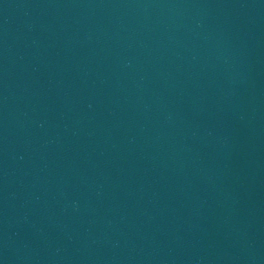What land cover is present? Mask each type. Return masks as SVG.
Returning <instances> with one entry per match:
<instances>
[{
    "label": "water",
    "instance_id": "water-1",
    "mask_svg": "<svg viewBox=\"0 0 264 264\" xmlns=\"http://www.w3.org/2000/svg\"><path fill=\"white\" fill-rule=\"evenodd\" d=\"M0 264H264V0H0Z\"/></svg>",
    "mask_w": 264,
    "mask_h": 264
}]
</instances>
